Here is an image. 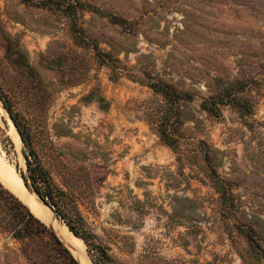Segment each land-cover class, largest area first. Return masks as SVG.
Listing matches in <instances>:
<instances>
[{
    "label": "rangeland",
    "instance_id": "374dc122",
    "mask_svg": "<svg viewBox=\"0 0 264 264\" xmlns=\"http://www.w3.org/2000/svg\"><path fill=\"white\" fill-rule=\"evenodd\" d=\"M0 90L105 264H264V0H0Z\"/></svg>",
    "mask_w": 264,
    "mask_h": 264
},
{
    "label": "trees",
    "instance_id": "16d2710c",
    "mask_svg": "<svg viewBox=\"0 0 264 264\" xmlns=\"http://www.w3.org/2000/svg\"><path fill=\"white\" fill-rule=\"evenodd\" d=\"M150 84L155 90L165 89L162 83ZM166 92L171 93L169 89H166ZM234 96L230 91L226 93L227 100L230 102L235 101ZM0 100L9 112L25 146L29 147L26 154V171L20 172L25 186L35 191L52 208L57 218L62 220L73 234L83 240L94 264H105L106 258L109 259L105 247L95 239V234L86 225L71 195L53 181L47 168L29 146L23 129L1 90ZM242 105L247 106L245 103ZM0 234L8 238L3 242V248L0 250V263L81 264L58 237L59 235L31 212L27 205L1 182ZM11 240L14 241V245L8 243Z\"/></svg>",
    "mask_w": 264,
    "mask_h": 264
},
{
    "label": "bare ground",
    "instance_id": "6f19581e",
    "mask_svg": "<svg viewBox=\"0 0 264 264\" xmlns=\"http://www.w3.org/2000/svg\"><path fill=\"white\" fill-rule=\"evenodd\" d=\"M13 130L17 132L16 128H13ZM0 181L27 203L38 218L42 220L50 219L49 222L54 231L70 248L81 264H92L85 249L84 242L78 238V236L74 235L65 223L63 224L55 217L51 209L40 202L36 196L27 189L22 177L13 167H8L7 164L2 161H0Z\"/></svg>",
    "mask_w": 264,
    "mask_h": 264
},
{
    "label": "water",
    "instance_id": "95a60500",
    "mask_svg": "<svg viewBox=\"0 0 264 264\" xmlns=\"http://www.w3.org/2000/svg\"><path fill=\"white\" fill-rule=\"evenodd\" d=\"M14 124V123H13ZM14 126H15V124H14ZM17 130V129H16ZM18 132V131H17ZM7 187V186H6ZM8 188V187H7ZM9 189V188H8ZM11 190V189H10ZM12 191V190H11ZM13 192V191H12ZM34 192V195L36 196V198L40 201V202H42L43 204H45L46 206H48L51 210H52V208L46 203V202H44L40 197H39V195L35 192V191H33ZM16 196H18L15 192H13ZM19 197V196H18ZM20 198V197H19ZM21 199V198H20ZM22 200V199H21ZM23 201V200H22ZM24 202V201H23ZM25 203V202H24ZM26 205H27V203H25ZM27 207L30 209V207L27 205ZM30 211L32 212V210L30 209ZM52 212H53V214L55 215V213H54V211L52 210ZM55 217H57L56 215H55ZM41 221H43L45 224H47L48 226H50L51 228H52V226L50 225V219L49 220H42V219H40ZM53 229V228H52ZM54 230V229H53ZM55 232V231H54ZM72 232V231H71ZM56 233V232H55ZM57 234V233H56ZM58 235V234H57ZM75 235V234H74ZM59 237V236H58ZM60 238V237H59ZM61 239V238H60ZM62 240V239H61ZM63 241V240H62ZM64 242V241H63ZM65 244V243H64ZM66 245V244H65ZM67 246V245H66ZM68 247V246H67ZM69 248V247H68ZM70 249V248H69ZM72 252V251H71ZM75 256V255H74ZM76 257V256H75ZM77 258V257H76ZM78 259V258H77Z\"/></svg>",
    "mask_w": 264,
    "mask_h": 264
}]
</instances>
